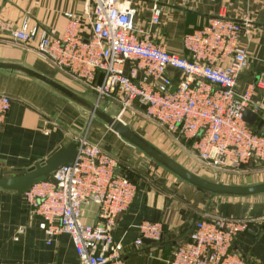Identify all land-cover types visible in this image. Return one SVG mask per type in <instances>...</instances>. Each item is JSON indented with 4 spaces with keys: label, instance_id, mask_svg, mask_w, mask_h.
<instances>
[{
    "label": "built area",
    "instance_id": "obj_1",
    "mask_svg": "<svg viewBox=\"0 0 264 264\" xmlns=\"http://www.w3.org/2000/svg\"><path fill=\"white\" fill-rule=\"evenodd\" d=\"M84 1L88 34L83 16L69 13L62 33L40 29L27 18L19 28H8L11 38L119 107L121 116L127 111L142 113L182 141L207 169L223 173L239 171L253 160L264 162V101L253 100V87L244 92L238 88L239 74L248 62V51L238 42L250 19L211 17L202 28L183 36L186 54L181 55L154 40L152 27L163 13L158 4L152 7L149 25L142 27L129 0ZM189 1L193 0L179 3ZM171 70L181 73L178 80ZM11 103L9 95L0 93V126ZM247 109L262 117V129L245 120ZM118 165L99 142L79 136L73 164L61 165L24 193L48 243L68 234L80 264H128L114 230L138 188L126 174L117 173ZM89 204L97 207L94 223L82 220ZM135 227L136 245L162 239L160 222L144 220ZM246 228L245 219H199L167 264H264L249 262L233 250Z\"/></svg>",
    "mask_w": 264,
    "mask_h": 264
},
{
    "label": "crops",
    "instance_id": "obj_2",
    "mask_svg": "<svg viewBox=\"0 0 264 264\" xmlns=\"http://www.w3.org/2000/svg\"><path fill=\"white\" fill-rule=\"evenodd\" d=\"M129 1L137 10L136 21L142 27L149 25L155 4L163 8L161 22L152 27L154 40L181 55L186 54L183 36L202 28L211 17L223 14L241 22L250 19V27L238 42L248 51V62L239 74L238 88L244 92L253 87V100L264 101V0H193L185 4L179 0ZM69 13L83 16L88 34L90 25L84 0H0V58L22 59L23 55H17L14 47L39 58L31 47L15 42L8 28H19L28 18L40 29L62 33ZM28 55L26 63L31 59ZM171 74L175 80L181 75L175 70H171ZM0 93L9 95L12 101L7 119L0 126V170L30 167L61 145L77 141L79 136L99 142L104 150L119 157L117 173L126 174L138 188L131 208L118 218L114 230L115 239L122 242V256L128 264H167L175 248L188 239L197 220L218 216L247 221V228L236 240L233 250L249 262L264 263V196L225 198L208 208L204 201L198 204L197 210L186 208L178 193L148 183L135 171L134 167L144 163L143 154L99 120H93L82 135L86 119L63 97L30 79L2 72ZM261 120V116L257 118L256 128ZM262 127L263 124L260 129ZM241 170L260 173L264 170V162L253 160ZM178 182L182 185L179 195L190 197L203 192ZM96 210L95 204L85 205L82 220L94 223ZM144 220L163 225L159 242L144 240L143 245H136L139 232L135 225ZM20 228L23 232L19 233ZM0 264H80V261L68 234H61L48 243L46 233L38 227V218L31 215L24 194L0 188Z\"/></svg>",
    "mask_w": 264,
    "mask_h": 264
},
{
    "label": "water",
    "instance_id": "obj_3",
    "mask_svg": "<svg viewBox=\"0 0 264 264\" xmlns=\"http://www.w3.org/2000/svg\"><path fill=\"white\" fill-rule=\"evenodd\" d=\"M14 50L17 55H23V58L20 60L0 58V72L19 75L37 82L72 103L86 119L82 135L86 134L93 120H99L176 179L200 191L215 197L232 199L264 196V181L245 184L225 182L190 170L128 124L121 116L119 107L99 98L91 89L43 62L42 59L28 55V51L17 47H14ZM27 55L33 59L28 60L29 63H26ZM135 103L139 104L138 101ZM142 108L145 106L142 105ZM244 118L251 126H255L258 114L247 109ZM262 124L261 120L257 129H260ZM76 155L77 141H71L61 145L48 157L36 161L30 167L9 171L0 170V188L24 194L33 184L48 178L61 165L73 164ZM145 241L152 240L145 239Z\"/></svg>",
    "mask_w": 264,
    "mask_h": 264
},
{
    "label": "rangeland",
    "instance_id": "obj_4",
    "mask_svg": "<svg viewBox=\"0 0 264 264\" xmlns=\"http://www.w3.org/2000/svg\"><path fill=\"white\" fill-rule=\"evenodd\" d=\"M92 92L96 93L93 90ZM122 117L128 124L133 126L138 132L149 139L153 144L161 148L163 151L167 152V154H169L170 156L181 162L184 166L188 167L190 170L196 173H200L203 176L211 179H218L225 182H234L241 184L264 181V170L260 173H256V171L246 172L244 170L219 173L207 169L200 163V161L195 157V155H193L191 151H188L184 147L181 141H179L174 135H171L164 131L153 121L147 119L142 113H133L132 111H127ZM111 155L115 156L117 159L119 158L113 153H111ZM137 155L139 154L137 153ZM143 155L142 157L145 159L144 163L140 162L139 166L136 167H134L132 164L130 165L134 167L135 171H137L142 178H145L148 183L154 184L156 187L160 185V187L164 188L170 193H178L177 196L181 197V200L184 202V207L197 210L198 204L201 202H206V207L208 208L212 205L216 206L219 201H224L223 199L225 198L215 197L203 192H199V195H192L190 197L184 194L179 195V188L182 187L181 183L178 182L175 177L170 175L154 162H151V160ZM163 173L165 174L164 177Z\"/></svg>",
    "mask_w": 264,
    "mask_h": 264
}]
</instances>
